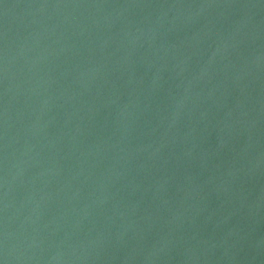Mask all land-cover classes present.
Listing matches in <instances>:
<instances>
[{"label":"water","instance_id":"95a60500","mask_svg":"<svg viewBox=\"0 0 264 264\" xmlns=\"http://www.w3.org/2000/svg\"><path fill=\"white\" fill-rule=\"evenodd\" d=\"M0 264H264V0H0Z\"/></svg>","mask_w":264,"mask_h":264}]
</instances>
